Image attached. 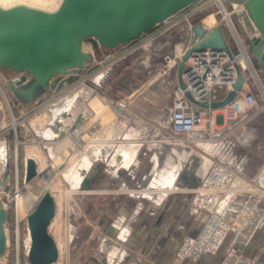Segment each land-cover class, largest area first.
<instances>
[{
	"label": "rangeland",
	"instance_id": "obj_1",
	"mask_svg": "<svg viewBox=\"0 0 264 264\" xmlns=\"http://www.w3.org/2000/svg\"><path fill=\"white\" fill-rule=\"evenodd\" d=\"M237 1L222 0L221 6L217 0H199L188 8L189 11L185 12L184 9L173 19L161 23L118 48L100 47L99 51H96L93 43L87 40L83 48L93 55L87 67L77 73L76 78L58 88L49 85L45 93L32 101H24L16 95L8 77L14 75V71L0 67V166L3 179L2 197L8 209L6 222L8 243L0 259L1 264H31L28 216L32 211L33 195L31 198L28 197L27 191H30L36 177L51 183L53 186L51 190L58 197L55 217L50 226L52 236L62 243L71 236L67 251H61L55 264H140L129 255L133 252L126 245L135 228L140 227L142 230L141 227L144 226L138 225L134 220L143 218V213L149 211L151 205L156 202H163L172 196H176L177 201L182 200L186 191L179 182L185 177V168L191 165L197 156L206 155L214 150L208 144L198 145L200 141L195 140V136L190 138L193 144L185 147V138L188 136L184 134L176 137L169 126V113L179 82V64L192 38L189 25L195 24L198 20L203 21L207 15L215 13L216 23L223 27L233 51L239 54L237 37L226 14L230 15L244 47L250 51L254 69L257 71L249 44V39L254 36L237 11L235 5ZM61 2L62 0H58L54 6L43 5L37 8L53 11ZM17 4L33 5L22 0L0 5L8 8ZM244 8L249 15L245 5ZM246 73L247 84L243 89L253 92L257 97V103L249 105L239 97L231 105L242 103V108L234 115L226 116L227 112L224 114V110L227 106L222 107V111H215V123L212 125L217 127L216 131L222 128L221 131L228 134V137L237 144L239 153L247 152L245 151L248 148L247 141L252 142L253 158L249 171H246L244 176L249 180L259 175L264 164V157L262 159L260 157L264 154V74L257 71L258 78L253 77V70L249 66ZM30 77L29 74L28 78ZM100 80L102 81L98 85ZM83 88L74 111L86 117L84 126L86 125L85 129L91 133H87L85 137L95 144L108 133L115 137L130 132V139L122 143H133L135 146L139 144L140 148L132 163L128 167L120 168V172L115 171L114 174L108 172L107 162L99 164L91 174L89 187L84 184L83 188H75L74 180L63 174L48 148L50 145L68 144V136L46 140L42 138L43 134L37 131L38 127L32 121L36 114L44 110L51 111L53 104L67 95L77 94V90ZM64 114L62 110L59 118ZM212 125L210 113H207L205 126L209 128ZM251 129L250 136L248 131ZM31 146H36L42 156L38 158L39 163H36L37 175L29 180L26 174L27 157ZM74 152L71 150V153ZM92 161L89 158H80L74 171L86 173ZM201 163L196 164V169L203 171L206 165L201 168ZM174 164H180L181 170L177 171L172 187H166L170 190H164L166 188L163 185L153 187L155 178L168 173L174 168L172 167ZM38 179L35 181H39ZM124 215L127 217L125 226L130 227V233L124 240L117 239L120 229L109 235L107 231L101 230L104 218H111L110 223L116 226L117 221ZM195 232L196 230L186 234ZM108 238L109 244L103 248L102 242ZM228 241L230 242V239ZM113 244L119 250L114 261L110 262L109 254ZM227 246L228 242L222 246L218 254L204 257L211 256V264H217L226 252ZM262 246L264 229L256 232L246 252L256 254ZM177 248L178 246L174 253ZM121 251H124V256L120 255ZM146 251L144 249L141 252L144 255ZM174 253L168 264L173 263ZM203 258L197 261L189 259L178 264L190 262L198 264Z\"/></svg>",
	"mask_w": 264,
	"mask_h": 264
},
{
	"label": "water",
	"instance_id": "obj_2",
	"mask_svg": "<svg viewBox=\"0 0 264 264\" xmlns=\"http://www.w3.org/2000/svg\"><path fill=\"white\" fill-rule=\"evenodd\" d=\"M199 0H62L56 10H45L26 4L0 5V66L4 70L28 72L21 81L10 82L11 88L24 101H32L45 93L50 85L58 88L78 76L92 60L83 48L90 40L96 51L100 47L128 44L144 33L168 21ZM244 4L259 35L249 39L251 52L264 65V0H238ZM213 47L225 50L237 70L234 87L219 100L201 101L190 91L187 97L203 107L222 108L233 103L246 82V73L236 60L234 51L221 25L213 28L198 20L193 25L191 46L178 69V81L185 88L183 72L190 55L199 49ZM37 175L36 162L27 163V179ZM0 173V194L2 191ZM56 200L46 191L28 216L31 234V264H54L60 250L50 232L56 213ZM8 209L0 197V259L4 255L8 234Z\"/></svg>",
	"mask_w": 264,
	"mask_h": 264
},
{
	"label": "built area",
	"instance_id": "obj_3",
	"mask_svg": "<svg viewBox=\"0 0 264 264\" xmlns=\"http://www.w3.org/2000/svg\"><path fill=\"white\" fill-rule=\"evenodd\" d=\"M189 7L185 8V12L189 11ZM193 25H189L191 37ZM191 40L186 49L191 46ZM234 54L236 58L238 54L235 51ZM243 69L246 73L247 67ZM14 73L8 76L10 82L17 83L24 76L30 79V73L26 71ZM183 79L186 87H181L178 82L169 113L171 132L176 137L188 136L185 138L187 148L193 144L190 138L195 136V140L200 141L198 145L208 144L214 150L197 156L198 162H202L201 168L203 165L206 167L196 175L195 185L186 187L185 183L179 182L190 194L189 202L195 211L198 227L195 233L183 236L171 264L189 259L197 261L205 255L218 254L226 242V252L217 264H264V246L256 254L246 252L256 232L264 229V164L259 175L245 179L249 153H239L237 144L227 133L216 131L217 127L212 125L215 123V108L197 105L186 95V91H190L201 101L224 98L223 95H227L237 79L234 63L223 49H199L186 61ZM239 97L249 105L257 103L253 92L243 89ZM207 113L211 117L212 126L209 128L205 126Z\"/></svg>",
	"mask_w": 264,
	"mask_h": 264
},
{
	"label": "bare ground",
	"instance_id": "obj_4",
	"mask_svg": "<svg viewBox=\"0 0 264 264\" xmlns=\"http://www.w3.org/2000/svg\"><path fill=\"white\" fill-rule=\"evenodd\" d=\"M12 1H16V0H0V4H2V5L8 4ZM22 1L28 2V4H30V5L33 4L31 6L39 7V6H43V5L54 6L58 0H22ZM217 1L221 4V6L223 5L222 0H217ZM235 5L238 8L237 11L239 12L240 17H241L242 21L244 22L245 26L248 28L249 32L251 34H253L254 37L257 33L259 35V31H258L254 21L250 18V16L245 11L244 4L237 1L235 3ZM226 16H227V19H228L230 25L233 28V31L236 34L238 46L240 48V52L236 56V60L241 64V66L243 68H246L249 66L253 70V73H252L253 75L257 74L256 70L254 69L252 56L249 54L250 51H247L246 48H244L243 40L241 39L240 35L238 34L237 29L235 28L230 15L226 14ZM216 22L217 21H216V14L215 13L207 15L203 19L204 26L207 28L215 27L216 25H218ZM85 48L89 49V47H85ZM253 77H255V75ZM101 81L102 80H100L99 84L98 83L97 84L100 85ZM63 83H67L65 78H63ZM84 86L86 87L85 84H84ZM83 90H84V88L77 90L78 93L77 94L74 93L73 96L67 95L65 98H62L57 103L52 105L51 111L44 110L43 112L36 114L35 118L32 121L33 124H35L38 127L37 131L40 134H43V135H41V136H43L42 138H44L46 140H51V138H54V137L60 138L62 136H68V142H69L68 144L63 145V146L50 145V146H48V148H50V153L54 157L56 163L59 165L63 174H65V176H67L69 179L74 180V183H75L74 186H76L75 188H83L84 184H85V186L89 187V182H90V178H91L90 176L93 173V171H95L97 169L95 167H97L99 164L107 162L108 172H111L113 174L115 173V171L120 172V168H124L126 166L128 167L132 163L138 149L140 148L139 144H138V146H135V144H133V143L132 144L122 143L123 141L130 139V137H131L130 132H128L127 134L124 133L122 135H118L115 137H111L110 133H108L106 137L99 138V140L95 144H92L93 141H91L85 137L87 133H91L90 130L85 129L86 125L84 126V121L86 120V117L83 114H79V113H76L77 111L76 112L74 111L75 106L79 102V99H78L80 97L79 93H81ZM61 105H63L64 107L62 108ZM241 106H243L242 103H236L234 105H231V104L228 105L227 106L228 108L226 109V112H227L226 116L234 115L240 108H242ZM62 110H63V113H65V114L63 115L62 118H59V114H60V112H62ZM59 126H60V130L62 133L59 130ZM42 127H43V129H42ZM71 150L73 152L74 151L75 152L71 153ZM0 156H1V153H0ZM41 156H42L41 151L36 146H31L29 148V152H28L27 163L30 159H33V160H35L36 163H39L38 158L40 159ZM80 158H89V159L93 160L92 161V167L90 165L89 167H91V168L86 169V173H80V172L74 171L75 167L80 162ZM47 167H48V165H47ZM172 167H174V168H172L170 171H168V173H166L164 175L162 174V175H160V177L155 178V180L153 181V187H157L158 185H161V186L163 185V187H165V188L167 186L172 187V182L174 181V178L176 176L177 171L181 170V165L180 164L179 165L174 164ZM43 169L44 168H42V170ZM0 173L2 176L1 166H0ZM37 179H38V177H36V179H34V183L31 185L30 191H27L28 197L33 195L32 196L33 197V199H32L33 200L32 201L33 206L31 208V210L34 209V207L36 206V204L38 203V201L40 200V198L42 197V195L46 191H50L53 194V196L56 198V201L58 199V197L55 195L56 193H54L53 190H51V188L53 187L51 185V183H46V182L39 180V179L38 180L40 182L35 181ZM82 181H83V183H82ZM81 183H82V187H80ZM2 187H3V182H2ZM167 189L170 190L169 188H167ZM167 189H164V190H167ZM152 191H149V192L151 193ZM61 192H62V190H61ZM2 194H3V190L1 191L0 197H2ZM61 198H62V196H61ZM29 205H30V203H29ZM120 221L122 222L121 223L122 224V226H121L122 230L124 228H127L125 226L126 221H127V217L123 216L117 222H120ZM128 227H129V225H128ZM119 237H121V234H119ZM119 237H117V238H119ZM126 237L124 236L123 240ZM29 238H31L30 229H29ZM70 239H71V236L69 237L68 240H66L63 243L61 241L57 240L60 253L62 250L67 251ZM107 240H108L107 242L109 244V238ZM29 242H31V241H29ZM117 250L111 251V253L109 254L110 258L114 259L115 255H117ZM123 256H124V251H123ZM0 264H1V261H0Z\"/></svg>",
	"mask_w": 264,
	"mask_h": 264
},
{
	"label": "crops",
	"instance_id": "obj_5",
	"mask_svg": "<svg viewBox=\"0 0 264 264\" xmlns=\"http://www.w3.org/2000/svg\"><path fill=\"white\" fill-rule=\"evenodd\" d=\"M257 35L258 33L255 36ZM254 59L257 71H260L264 74V65H262L257 58L254 57ZM254 75L256 78L258 77V73ZM223 97H225V94L223 95ZM221 109L222 108H215V111H222ZM226 109L224 110V114ZM220 130H222V128ZM248 134L250 136L252 135V129L251 131H248ZM246 147L248 148L245 149V151L249 153L250 157V160L246 166V171L248 172L253 158L252 142L247 141ZM260 157L262 159L264 157V154H262ZM198 158L199 157H197V159H193L191 165L185 168V177H183L181 181L185 183L186 187H192L196 183V174L200 172V170L196 169V164L199 160ZM89 166L87 167V169H90L92 167V165L91 167ZM185 193V197H182V200L180 201H177L178 199H176V196H172L171 198H167L163 202H156L154 205H151L152 207L149 211L143 213V218L141 217L137 220H134V222H137L138 225L144 226L141 227L142 230L139 229L140 227L135 228L134 232L131 234L130 240L126 242V245H128L129 247L128 249H131V251L133 252H130L129 254L132 255L133 260H135L136 262H140V264H168L169 258L174 253L183 236L186 233L193 232L197 229L198 221L196 219L195 211L189 202L190 194L187 192ZM111 220L112 219L109 217L104 218L101 223V230L107 231V234L109 235L115 234L116 230L120 229L121 237L117 238L120 240H122L124 236H128L130 232L129 227L122 230L121 221L117 222L116 226H114L112 223H110ZM107 241L108 240H103V248L108 246ZM117 249L118 247L113 244L112 250L116 251ZM144 249H146L147 251L143 255L141 251H143ZM121 254L123 255L122 251L120 255ZM210 258L212 257L206 256L200 262H198V264H211ZM109 259L110 262H113L114 260L110 258V256ZM190 264L195 263L190 262Z\"/></svg>",
	"mask_w": 264,
	"mask_h": 264
}]
</instances>
